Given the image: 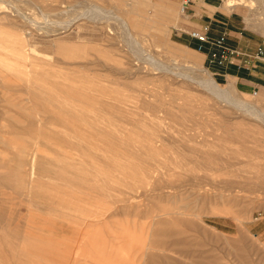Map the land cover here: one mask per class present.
<instances>
[{
  "label": "rangeland",
  "instance_id": "obj_1",
  "mask_svg": "<svg viewBox=\"0 0 264 264\" xmlns=\"http://www.w3.org/2000/svg\"><path fill=\"white\" fill-rule=\"evenodd\" d=\"M160 1L180 27L153 40L132 0H0V264H264V81L225 68L248 69L264 4L197 25Z\"/></svg>",
  "mask_w": 264,
  "mask_h": 264
},
{
  "label": "crops",
  "instance_id": "obj_2",
  "mask_svg": "<svg viewBox=\"0 0 264 264\" xmlns=\"http://www.w3.org/2000/svg\"><path fill=\"white\" fill-rule=\"evenodd\" d=\"M132 2L135 7V12L132 14L134 16V18H132L133 23L130 21L131 27L141 35H148L150 38H153V40H158L160 38V33H163L165 30H167V28L180 27L177 16L173 14L169 8L164 6L160 0H132ZM216 3V0H191V3L188 6V12L191 15L192 20L195 21V24L202 25V17L208 18L209 21L216 20V18H214V14L216 12H209L207 8L210 7L214 9L215 7L213 6H215ZM148 4H152L154 7L155 13L153 16L156 15L155 17H142L144 7ZM219 9L224 12H230L232 10L226 5L225 2L219 7ZM179 10L181 12V6ZM174 46L177 47L176 45ZM174 46L168 48V51L175 54V56L186 60L187 57L184 52H187L189 47L186 50H180L178 49L179 47L174 48ZM231 62H234L232 63L233 65L227 63V65L225 64V68L228 67L229 72L231 73H226L224 66H219V70L216 73L221 75H224L222 73H226L227 75L229 74V80L231 78L236 79V86L247 91L253 90L254 88L262 85L263 70L261 68L259 71H254L248 66V69H240L237 67L240 65L237 59L232 58Z\"/></svg>",
  "mask_w": 264,
  "mask_h": 264
},
{
  "label": "built area",
  "instance_id": "obj_3",
  "mask_svg": "<svg viewBox=\"0 0 264 264\" xmlns=\"http://www.w3.org/2000/svg\"><path fill=\"white\" fill-rule=\"evenodd\" d=\"M191 1L190 0H182L181 6L184 9V11L187 9V5H189ZM208 29L209 26L205 25L203 26V30L202 31H197L194 30L191 32V36L196 38L200 44L198 46V49L201 50L203 48L204 43H209L212 44L218 48L221 49V54L219 56V58H216V56L213 54V59H217V61L219 63H222L226 58H227V54L228 53H232L233 50H231V48H229L226 44H225V38L224 36H220L217 39H211L208 36ZM226 54V55H225ZM250 57H252L251 59L246 60V63L249 65L250 68L252 67H256L257 63H261L263 65V71H264V35L260 38L253 55H249ZM262 80L264 81V72H263V78Z\"/></svg>",
  "mask_w": 264,
  "mask_h": 264
},
{
  "label": "bare ground",
  "instance_id": "obj_4",
  "mask_svg": "<svg viewBox=\"0 0 264 264\" xmlns=\"http://www.w3.org/2000/svg\"><path fill=\"white\" fill-rule=\"evenodd\" d=\"M231 1V0H230ZM257 2H261V4H264V0H252V3H256L257 4ZM231 6H234L233 4L231 5ZM181 12H183L184 13V9L182 8V6H181ZM264 16V15H263ZM120 21V20H119ZM120 23V22H119ZM262 25V24H261ZM126 26V25H125ZM124 26V27H125ZM123 27V28H124ZM126 28V27H125ZM124 28V29H125ZM126 31V30H125ZM153 64H158V61H153L152 62ZM159 64H161L162 65V67L164 66V67H167L166 66V64H164V63H159ZM204 72H206V75L207 76H209V77H211V75H210V73L208 72V71H204ZM207 78V77H206ZM201 79V78H200ZM204 81H206V84H209V82H210V85H209V87H208V89L210 88V86L211 87H213V94H218V93H220V91L222 90L219 86H218V84L212 79V78H210L208 81L207 80H204ZM200 82H201V80H200ZM212 82V83H211ZM202 83H203V80H202ZM203 86H204V83H203ZM205 87H207V86H205ZM224 91V93H226V92H228L227 94L228 95H230V101L232 102V103H234L235 105L237 104L238 106L237 107H243V105H242V103L243 102H239L235 97H234V95L232 94V91L233 92H235L236 91V89H235V87H229L228 89H226V90H223ZM218 96V95H217ZM250 106V105H249ZM250 109L251 110H254L255 112H256V115L259 117V118H261V120H263V122H264V112H261V111H259V109L257 108V107H254V106H250Z\"/></svg>",
  "mask_w": 264,
  "mask_h": 264
}]
</instances>
